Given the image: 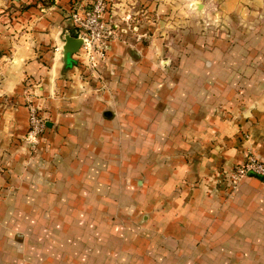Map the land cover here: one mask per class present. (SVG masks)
Listing matches in <instances>:
<instances>
[{
    "label": "crops",
    "instance_id": "0c3cea01",
    "mask_svg": "<svg viewBox=\"0 0 264 264\" xmlns=\"http://www.w3.org/2000/svg\"><path fill=\"white\" fill-rule=\"evenodd\" d=\"M133 1L117 0L119 12L112 13L128 15ZM244 1L223 0L221 8L226 15L236 11L240 20L255 16L264 26V0H254L252 10ZM68 8L69 0H58L36 21L30 13L9 28L0 20V99L8 98L6 104L0 100V166L9 169L0 173V189L17 194L8 203L0 200V208L12 210L0 217V264H264L260 202L245 216L211 217L214 201L202 188L177 193L179 172L191 169L185 157L193 160L191 151L199 158L195 164L208 171L215 128L222 132L217 142L224 163L241 164L250 152L264 159V27L235 47L233 68L225 64L198 94L190 82L193 57L184 62L190 73L184 88L182 79L173 78L172 92L157 85L160 74L147 72L150 62L133 66L127 49L116 44L103 102L82 60L67 68L63 52L38 59L41 47L64 48ZM147 77L152 90L144 84ZM27 78L37 83V102L51 119L31 161L24 147ZM195 96L204 101L194 105ZM216 108L249 130L247 140L211 115ZM194 140L205 144L200 155ZM246 182L264 186L263 178Z\"/></svg>",
    "mask_w": 264,
    "mask_h": 264
},
{
    "label": "rangeland",
    "instance_id": "374dc122",
    "mask_svg": "<svg viewBox=\"0 0 264 264\" xmlns=\"http://www.w3.org/2000/svg\"><path fill=\"white\" fill-rule=\"evenodd\" d=\"M58 0H0V20L2 26L14 25L19 23L21 16L25 13L33 15L32 20L37 19L39 15L46 14L52 8L56 7ZM223 0H134L130 5L128 15H120L119 9L115 7L117 0H69V8L65 13V20L69 23L67 27L68 33L72 37H79V31L76 27L72 13L76 9L90 8L93 4L102 10L101 20L105 24L102 35H95L93 39V46L97 47L99 44L106 43L107 49L105 56L97 57L96 67L93 66V89L100 95L99 100L103 101L101 94L109 92V83L106 76V67L109 64L110 53L114 50L116 44H120L128 51L131 64H137L146 60L151 63L149 73L160 74L158 77L157 85H166L169 90L173 92L175 87V78L180 83L182 79V87L184 88L186 79L185 76L189 73L185 68L184 62L186 56L193 57V74L192 81L193 88L198 92L208 90V80L212 75L214 78L218 77V73L222 72L225 64H231L230 58L235 57L234 49L244 42L245 44L251 41V36L256 33L258 27H264L256 23L255 16L246 17L240 20L236 11L231 14H224L221 6ZM222 3V4H221ZM243 4L254 9V0H245ZM128 12V11H127ZM264 21V18H261ZM50 20V19H49ZM38 33H43L37 31ZM66 34V32H65ZM264 37V34H262ZM66 42V39H65ZM54 52L61 54L63 49L59 46L56 48L41 47L36 50L38 59H42L46 53ZM259 52V50H258ZM11 53V50H10ZM78 56L77 59L75 57ZM237 56V55H236ZM260 56H264V49ZM1 57V54H0ZM2 57H10L5 54ZM82 52L79 51L69 65H64L67 68L75 66L77 60L82 59ZM64 61V58H63ZM184 64V65H183ZM219 65L221 69L219 70ZM156 66V70L153 67ZM233 68V65H232ZM138 70H134L133 74L137 75ZM139 74H142L141 72ZM190 74V73H189ZM174 77H173V76ZM216 81V80H215ZM214 80L210 84H212ZM151 81L148 82L146 78L144 84L150 88ZM37 83L31 78H27L23 84L25 105L28 108V130L24 138V147L26 154L31 161L40 153L41 143L46 138L50 124V117L45 107L38 104V95L34 92V87ZM217 85V82L214 84ZM174 86V87H171ZM230 86V85H229ZM178 88L179 85L177 86ZM231 87V86H230ZM215 89V87H213ZM174 95V94H172ZM174 96H170L171 100ZM0 100L6 104L5 100ZM202 97L194 98V105L200 103ZM4 100V101H3ZM168 100V101H169ZM104 102V101H103ZM180 107L184 105L179 104ZM197 106V105H196ZM194 108V112L198 113L199 110ZM219 112L217 108L212 110L213 116H219L230 123L229 126L233 127L239 135L246 139L248 138L249 130L242 128L236 124L230 113L224 109ZM36 115L39 119L43 120L44 131L38 135L37 140L33 144L29 139L31 117ZM114 115V113H113ZM218 128L211 130L210 144H209V159L208 171L202 172L199 165V158L192 154V159L186 157V163L191 166L187 169V173L179 172L177 177V193L187 189H200L207 192L213 207L210 208V216L217 217L218 215L226 217L245 216L250 211H254L252 207L260 202L258 215L264 216V186L259 183L246 182L249 178L258 176H247L240 178L236 175V171L246 161L251 159L259 162L264 159H258L251 152L248 153L245 161L239 163H224L220 153V146L217 142L218 135L222 136V132L216 133ZM221 130V129H220ZM163 132H172L173 130L163 129ZM210 135V132H209ZM23 140V139H22ZM21 140V141H22ZM176 141L175 139H173ZM247 140V139H246ZM20 143V142H19ZM22 144V143H21ZM21 144L19 146L21 147ZM194 153L199 154L205 150V144L194 140ZM190 156V154L188 155ZM225 157V156H224ZM201 161V160H200ZM184 164V162H183ZM0 166V173L8 172V167ZM230 166V167H229ZM264 179V178H263ZM15 189L10 187H2L0 189V200L2 203L15 197L17 194ZM215 191V194L212 193ZM178 196V195H177ZM207 199V198H206ZM256 203V204H255ZM12 210L10 208H0V217L3 219L9 216ZM20 211V210H19ZM25 211V210H22ZM23 218L24 216V212ZM22 220V219H21ZM2 228V227H1Z\"/></svg>",
    "mask_w": 264,
    "mask_h": 264
},
{
    "label": "built area",
    "instance_id": "2783aa9c",
    "mask_svg": "<svg viewBox=\"0 0 264 264\" xmlns=\"http://www.w3.org/2000/svg\"><path fill=\"white\" fill-rule=\"evenodd\" d=\"M102 10L97 6L93 10V4L90 8L76 9L72 13L73 21L78 28L79 37L83 40L82 59L88 69L93 71V66L96 67L98 61L97 57L105 56L106 49L108 48L106 43L99 44L97 47L93 46V39L95 35H102L105 24L101 20ZM102 58V57H101ZM41 119L36 115L31 117L29 139L34 144L38 138V135L44 131V124ZM236 175L240 178L247 176H260L264 178V161L259 162L257 160L246 161L236 171Z\"/></svg>",
    "mask_w": 264,
    "mask_h": 264
},
{
    "label": "water",
    "instance_id": "95a60500",
    "mask_svg": "<svg viewBox=\"0 0 264 264\" xmlns=\"http://www.w3.org/2000/svg\"><path fill=\"white\" fill-rule=\"evenodd\" d=\"M83 40L81 38H75L72 36L66 37V43L63 48L64 63L69 65L72 62L73 57L79 53L82 48Z\"/></svg>",
    "mask_w": 264,
    "mask_h": 264
}]
</instances>
